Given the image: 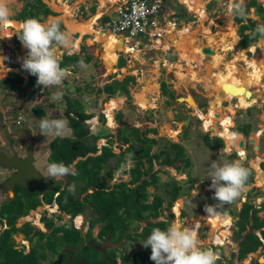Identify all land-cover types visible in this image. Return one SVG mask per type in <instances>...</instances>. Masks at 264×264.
I'll use <instances>...</instances> for the list:
<instances>
[{"label":"rangeland","instance_id":"rangeland-1","mask_svg":"<svg viewBox=\"0 0 264 264\" xmlns=\"http://www.w3.org/2000/svg\"><path fill=\"white\" fill-rule=\"evenodd\" d=\"M28 0H7L8 7L11 9V16L10 18H16L19 12L22 10L23 6ZM52 8L55 10L58 15H51L49 16L46 20L49 19H58L62 20L66 27V31H69V29L66 26V13L59 7L60 5L55 1V0H45ZM66 4H68L71 7V15L72 17L77 20V21H84V20H90L95 14H98L100 11H102V15L100 16L99 20L97 21V27H99L101 30L106 29L108 30L106 23L101 20V18L110 12L114 10L112 8V2L108 0H63ZM181 1V0H179ZM260 2L264 3V0H259ZM107 2V3H106ZM109 2V3H108ZM229 2V0H225V2L222 3H217L219 5V12H215V9L211 6H209V18L213 16L214 21H220L222 20L226 21L229 20L228 16L226 15L225 11L226 9L224 8L225 4ZM248 0H245V3H247ZM56 4V5H55ZM59 5V6H58ZM106 5V6H105ZM96 7V11H92V7ZM104 6V7H103ZM103 7V8H102ZM180 11H185V17L182 19L185 20L184 22H187L188 20H191L196 24L198 21L199 16L197 17V13L195 12H189L188 8L182 5L180 7ZM218 8V7H216ZM102 9V10H101ZM218 10V9H217ZM170 11V10H169ZM227 12V11H226ZM220 14H223L224 17L221 19L219 18ZM113 19L117 18L116 14H112ZM249 17L254 18L257 20L259 23L258 25H264V18L259 17L255 14V8H252L250 13L248 14ZM248 21H246L247 23ZM11 25H9V24ZM6 26H12L13 31L8 27L6 29V32H12V35L18 34L21 25L16 23V20H10ZM262 23V24H261ZM14 24V26L12 25ZM17 24V25H15ZM207 24V23H206ZM178 29H183L180 25H178ZM183 26V24H182ZM197 26V25H196ZM192 27V26H191ZM189 26L190 31L194 33L193 39L196 44H199L202 48L208 47V37L209 35L206 34L205 30H207L208 27L204 29V34L201 35L200 27L198 26L197 28L192 29ZM232 23L228 22L226 26H221L220 29L218 30H213L212 32L214 36L216 37L217 40H221L222 36L226 33L229 32L230 28H232ZM236 27V33L234 40L229 39V41L233 40L234 41V49L232 50L233 55L230 53L228 54L229 50L227 51L226 54V59L228 60H234L236 59L235 57L237 56V51H244L245 48H239V25H235ZM17 28V29H16ZM210 28V26H209ZM85 29H81L83 32ZM102 30V31H103ZM104 31V33L110 37L113 40V44L115 46L113 47H106V41L105 42H99L97 41L96 35L95 34H85L83 36V39H80L81 35L77 32L74 33L72 31V40H73V46L71 49H64L63 51H70V52H78L82 53V57L85 56V50L86 49L88 52H90L93 55V60L91 63H85L87 65V68H82L80 66V61L77 62L76 68L77 70L73 69L72 73H69L68 78L65 80L63 88L59 89L62 90L63 92L69 93V89H67L66 86L70 85L72 82L71 80L74 79L75 82H83L85 86L91 85V80L97 84H103L105 81H109L114 77V84L117 82L118 84L116 85L120 91L125 93L123 96V101L126 103L124 106L121 104L119 105L118 109H124L123 114L127 116L128 121L131 123L133 126H137L141 130H146L147 128H156L158 132L153 133V132H148L147 136L150 138H156L157 142L156 144L153 145L152 147V153L158 152L162 150L163 148H166L167 151L171 150V145L170 143H180L181 145L184 146L185 148V153L190 159V165L186 166L184 162L178 160L177 162L174 163L173 166H161L159 164H155L154 170H157L158 168L162 167L160 170V173L157 174V176L160 177V184L162 186L158 189L154 186H149L148 190L150 192V200L153 199L154 194H162L164 197H166V194L164 193V190H166L165 185L174 178L177 180L183 187H182V193L180 197L174 202V209L173 210L176 212L177 217L180 216L181 214V207L182 212L184 216H187L186 219H190L191 221H201V235H199V242L203 247H207L209 245H212L215 249H222L224 246H214L213 245V235L217 230H227V229H233L234 227H230V224L227 226H223L221 222L216 223L212 219V217L215 218V216H219L222 220H227L231 219V217H227L219 213L218 210H227V211H233L234 214H236V211H234V207L239 206L240 197L229 204H224L222 206H218L216 209V214L213 215H208L206 211H204L205 205H212L216 204L217 201L214 199V191L213 192H204L201 187H204L203 185L199 189V184L201 183H210L211 180L207 178V172L209 170V165L213 161H222V160H227L225 155L221 154L220 151H215L208 147L206 141L204 140V135L209 134L211 137H215L212 131H208L204 128V119L200 117V112L206 114L207 116L210 114V109L211 106H217V102L215 100H211L210 96V90L204 86V83L202 82L201 75L198 73H195L194 75L191 74L193 82H186L183 81L182 79L179 78L177 75L180 71L187 73V67L188 64L187 62L182 60L181 53L179 51V46L177 43L176 39L171 40L169 38L168 34V40L172 41L174 45L168 49V52H163L161 48L155 47L154 43L150 47H144V45L140 46L142 48H135L134 52L130 50L132 53L128 52H122L121 57L119 58V62L117 64V67H121L120 69L114 70L111 72V76H104L103 74H106V70L104 71V63L103 61L105 60L104 58H107V62L111 61L113 62L115 56L117 58V50H120L119 47H117L119 40L117 39V35L110 34L111 31ZM196 34V35H195ZM0 37L1 40L2 38L8 37L5 33V26L0 27ZM78 37V38H77ZM95 37V38H94ZM9 38V37H8ZM92 38V39H90ZM79 39V41H78ZM187 41L189 42V38H186ZM92 41V42H91ZM4 42V40H3ZM78 43V47H76V44ZM236 43V44H235ZM112 44V45H113ZM117 44V45H116ZM133 44V43H130ZM104 45V46H103ZM128 45V44H127ZM125 45V48L131 49V46ZM75 46V48H73ZM106 49H105V48ZM223 45L218 46L215 50H223ZM121 51V50H120ZM123 51V50H122ZM137 52V53H136ZM107 53H110V55H106ZM204 62H210L211 61V55L203 52ZM250 54L244 52V55H246L248 58L252 59L253 58V52H249ZM135 54V55H134ZM119 55V54H118ZM137 56V57H136ZM159 57V58H158ZM202 57V56H201ZM164 58L169 60V65H166ZM165 59V60H166ZM201 59V58H200ZM1 60V59H0ZM19 63L22 62L20 58L17 59ZM81 60V59H80ZM131 62V63H130ZM158 65V70L156 71L153 66ZM194 70H197L198 72L201 70V65L200 61H194ZM245 65L244 62H240L239 68H243ZM152 67V69H151ZM1 70H3L2 74H0V80L5 79L7 77L8 72L10 71L11 67H9V63H2V66L0 65ZM123 69H125L123 71ZM176 70V71H175ZM80 74V76L78 75ZM93 75V78L90 76ZM236 76V78H229L227 84L229 82H233L235 86H239L243 84L246 86L245 92L240 91L237 93L235 96L232 94H229L227 98L222 100V103L220 104V110H218L214 113V116L216 113L220 114V117L229 115L232 117L233 121L235 124L234 126H231V129L237 127V126H244L245 124H250L251 125V131L249 136L245 135V139L251 138L253 135H255L259 131L264 130V90L261 93H257L255 96L257 97L258 102H256L254 105H250L247 108H243L241 105V108H236L238 106V100L246 97L247 98V92L252 91L253 88H264V84L262 86L260 85H255V84H249V83H244L242 80L246 79L242 74L238 76L237 74H233ZM25 77L28 78L27 74H25ZM78 77V78H76ZM131 77V79H130ZM178 79V80H177ZM230 79V80H229ZM152 80H156L158 83V92L152 95L151 99L152 101L155 102V107L151 108H143L142 106L136 105L135 100L136 98V93L138 90L141 92L143 89L147 92V95H150V92L146 89L147 83L151 82ZM120 81V82H119ZM165 81L168 84V89L170 91H173L175 96L171 97L168 96L167 94H164L162 89L160 88L162 86V82ZM264 83V77L261 81ZM193 83V84H192ZM212 86H215L216 84L214 82L211 83ZM28 85L24 86L27 87ZM77 86V85H76ZM73 85L71 84V88L73 87V90L78 93V89H76ZM146 86V87H145ZM34 87H29L27 91H20V92H14L7 90L6 87L3 85H0V150H7L10 147V144H14L19 151H22L23 153L25 152L26 145L28 143L27 139L25 138L28 137L26 131L33 132V134L38 135L39 140L37 143V148H36V160H35V166L40 170L43 171L45 174L46 172V164L50 163V155H51V146L50 143L55 139L56 137H45L41 134H39V127H38V121L41 118H36V116L33 114L31 111V104L32 105V110L35 106H37L39 103H53V106L50 108L44 107L46 110L45 117L48 118H63L66 119L68 122L69 120L67 119V115L65 112V106L64 102L62 104H58L57 102H53L51 100V95L58 89L56 87H52L49 89H44L43 86L42 88L38 91V93L35 96H32L30 93L33 91ZM102 88V87H101ZM93 91V88H89L87 93H91ZM117 93V92H116ZM81 96H84V93H79ZM187 94L192 95L193 101L201 106V108H197L198 106H195V108L192 110L189 108L190 105H187L180 97L186 96ZM104 95V94H102ZM101 100L103 97H101ZM146 95V94H145ZM65 96V95H64ZM128 98V99H127ZM100 100V101H101ZM106 100V99H105ZM96 107L97 110H100L102 108H106L107 104L100 103ZM248 102V101H247ZM244 103L246 104V101L244 100ZM74 105L77 107L78 104L74 102ZM54 106H58L59 111L57 112L56 110L53 109ZM122 106V107H121ZM233 107L236 108L234 110H230L228 107ZM142 107V108H141ZM84 107H77V110H80L81 113H84ZM117 110V109H116ZM191 110V111H189ZM106 111H108L106 109ZM219 111V112H218ZM192 112L194 114L193 119L190 122V127L187 128L183 126V121L187 117L188 113ZM110 115V112H108ZM126 113V114H125ZM132 113V114H131ZM137 113L138 117H134L133 114ZM129 114V116L127 115ZM114 114H111V126H113V121H114ZM121 115V114H120ZM24 118L26 117V121L20 120V117ZM88 117V115H86ZM143 118L145 121H147L144 125L141 124L139 118ZM216 117V116H215ZM223 119V118H222ZM174 121V122H173ZM222 128L226 126L224 123V120L221 122ZM118 126V124H117ZM70 127V123H69ZM117 128V127H115ZM234 131V130H233ZM110 135V134H107ZM124 135H130V128H126L124 131ZM220 136V135H218ZM74 137L72 133V129L70 127V132L68 135L65 137L67 138H72ZM116 137V134H115ZM255 137V136H254ZM122 139V138H121ZM102 142V140L100 141ZM240 142V141H239ZM98 143V141H97ZM259 144L261 146V149H255V145L257 146ZM115 148V152L118 154L120 153L121 149L119 148L120 145H118L117 142L112 144ZM221 149H226V148H221ZM246 150L248 151V156L250 161L245 162L244 161V166L249 168L248 163L251 162V164L254 166V160L259 156L264 158V132H262L259 136V140H256V142H248L246 145ZM220 152V154H219ZM227 152H231V150ZM247 152H245L244 155H246ZM242 155V154H240ZM243 155V156H244ZM127 163L123 165L121 168L122 170H115L112 178L109 179V175L107 173V170H114L115 168V163L116 161L114 159H111L104 170L102 172V177L105 179L106 183L110 184H116L119 182H123L126 180V182H129L131 179V173L130 168L134 166L136 159L132 156L131 153H128L127 155ZM166 157V154H163V159ZM233 159H237V154L234 156V158H231L230 161ZM77 162V160L75 161ZM74 162V163H75ZM264 163V161H262ZM148 165L146 161V166ZM258 170H257V185H263L264 184V170H260V161L258 162ZM255 167V166H254ZM152 170V172H154ZM8 171H6L4 168L0 167V180L4 179L7 176ZM187 173V175H186ZM256 178V177H255ZM194 181V184L192 186L191 181ZM68 181V180H66ZM203 181V182H201ZM70 184L68 186L69 189L72 190V186L74 185L72 181H69ZM83 182H78L76 186H80ZM75 187V185H74ZM264 189V186H262ZM263 189H261L262 192ZM197 193V195H196ZM206 193V194H205ZM205 194V195H204ZM86 193L81 194L80 196L83 197L85 196ZM14 197V193L11 192L8 195L0 191V209L1 206L4 204V202H8L9 199ZM244 197V195H243ZM149 200V201H150ZM165 205H168L167 202H165ZM45 206H38L36 209L31 210L29 212V216L25 217H20L18 219V226H22L25 223H30L33 226L38 227L35 223H39V214L44 212ZM232 209V210H231ZM204 211L202 216L199 218V215ZM261 216H264V211H260ZM61 214L60 212L53 213V219L55 222V225H62V224H67L68 226H71L74 224V220L70 219V216H67L66 214H61L62 218L58 217V215ZM46 216V215H43ZM99 216L98 213H94L93 215L89 214H84V217L86 220H88V223L91 220H97V217ZM170 216L169 211H165L164 215L158 218V220H164L167 219ZM52 217V216H48ZM185 219V220H186ZM196 219V220H195ZM37 220V221H36ZM177 220L175 217L173 219ZM172 221V222H173ZM78 224L80 222L77 220ZM140 224V229L139 232L142 231V229L147 225V221L145 222H133L132 223V231L136 229V225ZM42 225H44L42 223ZM89 224L85 227L89 228ZM102 226L101 223H96L93 229V234L97 235L98 231L100 230V227ZM234 226V225H233ZM251 225L249 226V228ZM6 228L5 224L3 221L0 220V234L3 232V230ZM44 228V226H42ZM200 229V230H201ZM86 230H88L86 228ZM44 231H49L47 228ZM85 231V230H84ZM237 231V230H236ZM61 234V233H60ZM236 235V234H235ZM117 239L119 237V233H117ZM16 243L18 245V248H22L23 246L25 247V251L28 252L33 244L35 242H32L28 239H26L25 235L22 233H18L14 236ZM232 238V240H231ZM230 240L232 243L229 245L232 250H238L239 247V242L235 240L234 233L232 234ZM128 244H127V242ZM205 241V243L203 242ZM43 242H46L45 240ZM143 238L141 236H135L133 234V237L131 238H124L122 241L119 243L116 242H108V247H116L117 248V253H118V262L123 264L121 261V254H123L124 251H142L145 250V247L143 246ZM229 242V240H228ZM26 244V245H25ZM45 250L51 254L49 246L47 245ZM64 250V249H63ZM77 250V248H72V249H66V252L70 255V260L67 261L66 264H77V258L74 257V253ZM57 251V250H56ZM55 251V252H56ZM103 255V254H102ZM255 255V257H258V261H264V250L262 251H257L255 254L250 255L249 259L251 260V257ZM98 259H103L102 256L99 258V254L96 255ZM75 258V259H73ZM105 259V257H104ZM249 259H243V260H237L233 261L232 264H249L251 261ZM1 260V258H0ZM255 260V259H253ZM60 261V258H56V256H53L52 254L42 262V264H58ZM247 261V262H246ZM256 261V260H255Z\"/></svg>","mask_w":264,"mask_h":264},{"label":"trees","instance_id":"trees-1","mask_svg":"<svg viewBox=\"0 0 264 264\" xmlns=\"http://www.w3.org/2000/svg\"><path fill=\"white\" fill-rule=\"evenodd\" d=\"M252 8H255L257 15L264 18V4L262 2L259 0H248L246 3L248 14ZM91 9L93 12L96 11L95 6ZM51 15H58V13L45 1L28 0L17 15L16 19L25 21L28 18H37L44 21ZM109 19V15H105L101 18L104 23L109 21ZM60 21L61 30L66 31L64 23L62 20ZM235 21L239 24L238 32L241 37L239 48L243 49L251 46L252 43L258 39L259 33L256 30L251 29L246 21L254 25H258L259 22L251 17H248L246 20L241 19L240 17H235ZM15 42L17 47L21 43L18 35L15 36ZM81 60L88 63L93 60V55L87 53L86 57ZM81 60L78 58L77 54L65 53L63 58H60L61 67L66 68L69 66H75L77 62ZM104 66L107 69V66ZM22 72L27 73L23 69ZM36 80V76L30 75V80L27 84L28 86L23 87L24 76L21 72L10 71L5 79L0 80V85H3L7 90L14 92H20L22 90L27 91L29 87L34 86L35 88L30 94L35 96L38 90L42 88V86L36 85ZM105 87L107 92H114L117 90V86L105 85ZM77 89L80 91V88ZM161 89L164 94L171 97L175 96L174 92L168 89V84L165 81L162 82ZM101 91L102 89L99 90V92ZM71 92L75 93L74 90ZM74 102L80 105L77 99L67 97L66 114L74 137L67 139L56 137L51 141L50 162H63L65 165L74 164L77 175H69V177L76 184L78 182L83 183L80 186H77L74 190H69L68 188L63 189L60 186L52 193L44 195V200L51 202L54 199L55 194L60 192L56 200L59 209L62 212L71 214L72 217H75L78 214H86L87 209H90L91 215L98 213L99 218L97 217V220L93 219L90 221L91 229L90 232L86 234V241L87 238L90 240H96L92 237V229L99 221L103 223L100 236L104 237L103 235L112 233V237L114 238L117 236V233L121 236L126 229L131 227L133 222L145 220L147 221V225L142 229V232L139 233V236L146 241L153 228L160 227L163 229L171 223L175 216L172 212V207L174 202L180 197L183 187L177 180L172 179L165 185L166 190H164V193L166 194V197L162 194H154L153 200L149 201L150 193L148 187L154 186L159 189L162 186L159 181L160 177L157 176L160 170H154L155 163L159 165H174L175 162L180 160L184 162L186 166H189L190 159L185 153L184 146L180 143H170L172 147L170 151L163 148L158 152L152 153V147L156 144L157 139L148 137L147 133L153 132L156 134V132H158L157 129L147 128L145 131H141L140 128L129 127L130 135H124V138L127 142L131 143L130 147L124 149L122 153L117 154L111 147L105 146L102 153L97 154L99 149L95 141L100 138L101 135L92 134L91 131L87 129L85 123L70 115L72 112L77 111L78 106L76 107ZM33 111L39 118L46 114L44 107L40 105L35 106ZM81 114L85 118H91L93 116V114H89L88 117L85 113ZM233 130L237 133H243L249 136L251 125L245 124L241 127L237 126ZM203 137L207 145L213 150H218L224 147V141L221 137H211L209 134H205ZM133 149H142V152L139 156H136ZM93 153L95 155H93ZM126 153H132V156L136 159L134 166L130 169L132 179L129 182L123 181L116 184H110L109 182L106 183L105 179L102 177V172L106 169L109 161L111 159L116 161L114 170H107L109 179H111L114 171L120 169L122 164L126 163ZM163 154H166L164 159L162 158ZM233 156H236V152L233 153ZM79 157L83 158L74 163ZM146 161L148 163L147 166ZM152 170H154V172H152ZM191 183L193 186L194 181H191ZM91 188L96 189L93 193H89L84 198H80L77 195ZM17 192V195L8 202H5L0 209V220L4 221V219H6L8 224V227L0 234V264H42V262L51 254L56 256L59 255L64 248L79 247L81 245L83 246L81 253L86 257L90 264H118L115 252L109 254L110 258L106 260L98 259L96 255L99 254V252L85 242L82 231L73 225H71V227H68L66 224L57 226L55 225L53 218L44 216L42 220L45 223L46 228L51 230V232H45L30 223L18 226V219L21 216L27 215L32 209H36L40 206L42 204V198L40 197L38 188L27 189L25 187H20ZM166 201H168L167 206H165ZM165 210L170 212V216L166 220H158L160 216L164 215ZM220 211L228 213L226 210ZM258 211V209L254 208L253 204H245L244 208L239 213L240 219L237 221L238 229L235 231L237 238L242 237L243 232L248 230L251 222V226L254 227V229L264 227V218L262 219L258 215ZM227 215L225 216L231 217L229 214ZM59 217L62 218L61 215ZM212 219H214V217H212ZM222 224L223 226L228 225V223L224 221ZM139 226L140 224L136 227ZM136 229H140V227ZM261 231L264 238V229ZM18 233L25 234L29 240L35 242V244L32 245L30 252L25 253L23 250L16 248L17 243L14 236ZM245 237L246 238L240 242L239 257L241 259L263 244V241L258 234H256V230L251 232L247 231ZM118 239L120 238L118 237ZM44 240L46 242H43ZM47 245L49 246L51 254L45 250ZM151 251L150 246L145 248V252L148 254L147 257H149L150 261H147L146 258H144L145 261L140 264H155V262L150 259ZM122 259L124 262L129 263L136 261L130 260L129 252H126L125 255L122 256ZM61 264H64V262ZM216 264L228 263L219 259L216 261ZM254 264L260 263L256 262Z\"/></svg>","mask_w":264,"mask_h":264},{"label":"clouds","instance_id":"clouds-1","mask_svg":"<svg viewBox=\"0 0 264 264\" xmlns=\"http://www.w3.org/2000/svg\"><path fill=\"white\" fill-rule=\"evenodd\" d=\"M226 15L230 18L231 17H240L241 19L246 20L248 18V13H247V9H246L245 0H229ZM10 16H11V9L8 7L7 0H0V27H3L5 24H7L10 21ZM11 19L18 20L16 18H11ZM20 29H21V31L19 30L20 32H18V34H16V35H18V38L21 41L23 47H25L28 50L27 55L22 60V65H21L22 69L24 71H26L27 73H29L30 75L37 77V80H36L37 86H43L44 89L56 87L58 90L55 91L54 93H52L51 100L53 102L62 101L63 96H64V92L62 90H59V89L63 88L64 82L69 76V70L65 67H61L60 58H59L57 52H58V47L65 48V49H71L72 48L73 40H72L71 33L69 31H62L61 30V21L58 19H49L47 21H41L40 19H37V18H28L23 22ZM64 52L65 51L62 50L60 53L62 54ZM122 52H124V51H122ZM79 63H80V66L82 68H87V65L84 64L83 60H81ZM119 68H121V67H119ZM7 76H8V74H7ZM33 90H34V88H33ZM97 90L99 92V87L97 88ZM70 93H72V92L70 91ZM75 94L78 95L77 92H75ZM105 99H106V97L103 98L100 101V103L101 102L103 103V100H105ZM106 102H107V99L105 100V103ZM38 105H40V104H38ZM40 106H42V105H40ZM30 109L32 110V107ZM103 109H106V108H103ZM102 110L101 111L100 110L93 111V112L90 111V113H85L87 115L93 114L92 117H94L95 115H101V117H99V119H98L100 123L96 124L94 128H91L90 127L91 124L89 122H87V120L91 119L92 117L91 118H85L84 117L85 122H83V123H85L87 129H89L92 134H100L101 135L100 138L96 139V140H98V143L95 141L99 150L105 146H109L114 150L115 147L111 143L107 144L105 142L103 135L101 133L97 132L99 130V128H102L105 126H109V130L106 133H109L110 129H111V126H110L111 123L107 120L105 113ZM113 110L115 111L116 109H113ZM113 110H112V112H114ZM75 112H79V111H75ZM75 112H72L70 115L76 117L74 115ZM33 113L36 116V118L39 119V117L35 114L34 111H33ZM40 118L41 119L38 121V127L40 130L39 134H41L47 138L48 137H57V138L63 139L70 132L69 122L66 119L48 118V117H45V115L43 117H40ZM67 119H68V116H67ZM24 121H26V117H24ZM129 127L130 128H132V127L138 128L137 126H133V125H130ZM232 130H233V128H232ZM141 131H145V130H141ZM208 131L210 132V129H208ZM31 133L33 134V132H31ZM106 133H103V134H106ZM121 137L124 138V132L121 135ZM215 137H221L222 138V136H215ZM25 138L28 141V143H27V145H28L30 143L29 137L25 136ZM38 140H39V137H38ZM101 140H102V142H100ZM117 140H120L123 143H126V141H127L126 139L123 140L121 138H117ZM132 140H134V139H132ZM246 144H247V142H246ZM27 145L25 148V152L23 154H21L19 152L18 148L14 144H10L11 147L5 151L8 152L9 154H12V149H15V150H17V152L21 156H24L27 152ZM36 148H37V145H36ZM224 148H225V146H224ZM114 152H115V150H114ZM122 152H123V150L120 153H122ZM231 152H236L237 156L240 159L232 160V161L225 159V160H222L219 162L213 161L209 165V170L207 172V178L210 179L211 182L210 183H201L200 185L201 186L203 185L204 187L199 186V189L202 188V190H204V192H206V193L214 191V199L217 201L216 204L205 205L204 211H206L208 213V215L216 214V209L218 206H222L224 204L232 203L240 197V200H242L241 202L243 203V208H244L246 203H251V204H253L254 208L259 210L258 211V213H259L264 208V206H263L264 192L261 191V189H263L262 186H264V184L263 185H257V187H253V189H255V190L259 189L258 191H256V194L259 196V198L262 199V201H260L259 205H256L257 200H255V203H254V200L253 201L251 200L252 197L249 194H247V192L249 191V189L247 191V180H248V176H249V169L247 167H245L243 164L244 161L241 158V156H243V155H240L237 150H233ZM120 153H118V154H120ZM127 154L128 153H126V155ZM221 154L226 155L227 149H222ZM93 155H95V154L93 153ZM247 156H248V153H247ZM79 158L81 159V157H79ZM79 158L77 159V161L79 160ZM35 160H36V156H35ZM247 161H250L249 156L245 162H247ZM126 163H127V161H126ZM126 163H124V164H126ZM124 164H122V166L120 167L119 170H122L121 168L123 167ZM155 164H157V163H155ZM161 166H164V165H161ZM167 166H173V165H167ZM260 166H261V164H260ZM161 168L162 167L158 168L157 170H160ZM4 169L6 170L8 168H4ZM8 170H11V169H8ZM8 170H6V171H8ZM260 170H264V164H263L262 168L260 167ZM46 172H47V178H52L56 181H60L62 178L69 176V175H71V176L77 175V171H76L74 164L65 165L63 162L47 163L46 164ZM254 174H257L256 170H255V173H253V175ZM186 175H187V173H186ZM253 175H251L250 178H252ZM172 179H174V178H172ZM256 179L258 180L257 176H256ZM1 181L2 180H0V182ZM124 181H126V180H124ZM4 182H1V184ZM201 182H203V181H201ZM0 189L4 190V185H0ZM72 190H74V185L72 186ZM4 191H6V190H4ZM263 191H264V189H263ZM6 192L9 193L8 191H6ZM245 192H246V195L243 197V194ZM58 195H59V192L55 194L54 199L51 202H47L43 198L44 195L40 194V197L42 198V204L40 206H45L43 213L49 212V209H48V207H46V205H50V208L53 207L52 208L53 210H51L49 212V215H46V217H48V216L53 217V213H56L59 211L61 214H66L67 216H70V219L74 220V224H72V225L78 229L85 222L88 223V220H86V218L84 217V214H78L75 217H72L71 214H67V213L62 212L59 209V205H58V202L56 200ZM196 195H197V193H196ZM153 198H154V196H153ZM149 200H150V197H149ZM152 200H150V201H152ZM166 202H168V201H166ZM174 205L172 207L173 209H174ZM165 206H167V205H165ZM182 209L183 208L181 207V213L183 214ZM32 210H34V209H32ZM165 211H167V210H165ZM204 211L199 215V218L202 216ZM218 211L222 215L229 214V212L224 213L223 211H220V210H218ZM173 213L175 215L174 218L176 217L177 220H174V221L172 220L173 222L171 221V223L168 224V226L166 228H163V229L160 227L153 228L150 235L147 237L146 241L143 242V246L145 248H147L149 246L151 247L152 251H151L150 259L153 260L155 262V264H216L217 260H219V259L222 260V258H220L222 255H221V252L218 248L215 249L212 245H209L207 247H203V244L202 245L200 244L197 234L201 235V232L203 229L199 230L198 233H196L194 230H192L188 227H183L182 226L183 224L179 221V217H177V214L175 213L174 210H173ZM80 215L83 216L81 219H79ZM25 216H29V213L27 215H24L21 217H25ZM43 217L44 216H42L39 221L42 222ZM186 217L187 216H184V219H186ZM231 217L233 219V222L230 225V227H233V225L235 224V219H236L234 216V213H232ZM48 218H50V217H48ZM77 220L80 222V224H78ZM164 220H166V219H164ZM3 222H4V224L6 223L5 220ZM185 222H186V220H185ZM42 223H44V222H42ZM88 224L90 225L91 223L89 222ZM258 231H260V230H258ZM256 234H257V230H256ZM215 243L216 242L214 241L213 242L214 246H218V245L224 246L223 244H217V243L215 244Z\"/></svg>","mask_w":264,"mask_h":264},{"label":"bare ground","instance_id":"bare-ground-1","mask_svg":"<svg viewBox=\"0 0 264 264\" xmlns=\"http://www.w3.org/2000/svg\"><path fill=\"white\" fill-rule=\"evenodd\" d=\"M55 1H57V0H55ZM182 1L185 4H187L188 8L192 12L198 13V16H200L202 22L209 19V15L206 13V11H207L206 10V5H207L206 0H182ZM57 3L60 5V6L59 5L58 6L64 11V13H66V15H65L66 26L69 29V31H72L74 33L78 32L79 34L81 33L80 39H82L83 36L87 33L95 34L96 38L99 42L106 41L107 46H112L111 43H109L110 41L108 39L110 37H108L104 33V31H102L99 27H97V21L96 20H99L100 16L102 15V11H100L98 14H95L93 17L96 19L92 18V20L90 22L87 20L77 21L73 18L74 16L72 17V15H71L72 9L68 4H66L63 0H58L56 2V4ZM16 23H18V22L16 21ZM15 25H17V24H15ZM81 29H85V30L82 32ZM178 31H179L178 33L176 31H174V32L171 31L172 32L171 38L176 39L177 42H180L179 51L181 53L182 60L187 62L188 67H187V73L180 71L177 75L183 81H186V82L191 81V82L195 83L191 74H193V75L195 73L200 74L205 88L207 87L208 90H210L211 100H215L217 102V106H214V105L211 106L210 114L208 116L206 114H203L200 112V117L204 119V125H203L204 128L206 130L212 129L214 134L220 135V136L226 138L227 143H228L226 149H228V151L229 150H231V151L237 150L239 152V154L244 155L245 152H247V151L243 148H239L238 142L242 139L245 140V137L241 133H237L236 131H233L231 129V126H234L233 124H235L232 117L229 115H226L223 117H215L216 115L214 116V113L218 110V108L220 110V104L222 103V100L225 99L229 94H232L233 96H235L237 94V93H234L233 91H235L237 89L241 90V91L244 90V92L246 91L245 90L246 86H244L243 84H241L239 86H235V84L233 82H229L227 84L228 77L230 79L236 78V76L233 74H237L238 76H240V74H242L244 77H246V79L242 80L244 83L255 84V85H260V86H262L264 84L261 82L263 77H264V44H261L260 47H257L256 45L252 44L249 47L250 52H253V58L252 59H250L246 55H244V52L246 51V49H245L244 51H242V50L237 51V56L235 57L236 59L228 60V59H226L227 51L228 50H235L234 49L235 48L234 47V41H233L234 37H235V33H236L235 28H230L229 32H226L222 36L221 40L220 39L217 40L216 37L214 36L213 32L211 31V29L207 28V30H205L206 34L209 35V37L207 38L208 39L207 46L209 48H212L213 50H215L216 48H218V46H221V45H223L224 48H223L222 52H221V50H215V53L211 54V61L210 62H204V60L206 59V58H204L205 54L203 53L201 46L198 44H195L193 42L194 33L192 31H190L189 27L179 29ZM111 33L113 35H115L114 32H111ZM186 38H189L190 41L188 42ZM229 39H233V40L229 41ZM78 41H79V39H78ZM125 42H126L125 37L121 36L119 38L120 48H122V49L125 48ZM76 47H78V43L76 44ZM119 52H120V50H117L116 53H119ZM132 52H134V50H132ZM194 61H200L201 70L199 72L197 70H194V65H193ZM240 62L245 63V65L242 69L239 68ZM153 68L157 71L158 65L155 67L153 66ZM151 69H152V67H151ZM124 70L125 69H123V71ZM212 82H214L217 85L212 86L211 85ZM147 84H148L147 87L146 86L145 87L150 92V95H147V92L144 89L142 92L140 90H138L136 93V98H137L136 102L139 106H142L143 108L144 107L145 108L155 107L154 101H152L151 96L158 92V88H159L158 83L156 82V80L155 81L152 80L151 82H149ZM196 84L197 83H195V85ZM227 87L230 88L231 90L226 91ZM262 89H264V88H259V89L253 88V90H252L254 93L253 96H252V94H251V96H249V94H247V98L244 97V98L239 100V102H241V103L236 108H241V104H242L243 108H247L250 105L251 106L254 105L256 102H258L257 97L255 95L257 93L263 92ZM121 98H123V96L118 97V98H113L107 103L106 109H108V112H110L112 114L113 109H118L119 105L121 104L119 102L123 101V99H121ZM244 100L246 102L248 101V104H245ZM228 108L230 110L236 109V108H233L232 106L228 107ZM111 114H110V116H111ZM222 120H224V123L226 124V126L224 128H222V125H221ZM110 123H111V119H110ZM217 124H219V127ZM263 131L262 130L259 131L258 135L255 136L256 138L254 137V135L252 136L255 138L254 142H256V140H259V136ZM246 155H244V157H246ZM261 160H262V157L258 158L257 161L255 163H253L255 166L253 169L256 170V172H257L258 167H259L258 162ZM81 218H82V216L79 217V219H81ZM38 222H39L38 224L40 226H42V223H40L41 221L38 220ZM186 224H187L186 227H188V228L194 230L196 233H198V231L201 229L202 222L199 220L191 221L190 219H186ZM231 233H232L231 229L217 230L214 233H212L213 242L215 241L217 244L225 245L226 243H228V240H229V243H232V241L230 240V237L232 236ZM197 236H198V239L200 240L198 234H197Z\"/></svg>","mask_w":264,"mask_h":264},{"label":"crops","instance_id":"crops-1","mask_svg":"<svg viewBox=\"0 0 264 264\" xmlns=\"http://www.w3.org/2000/svg\"><path fill=\"white\" fill-rule=\"evenodd\" d=\"M207 1V5H206V13L209 15L210 13H209V6L211 7H213L214 9H215V12L214 13H216V12H219V5H217V3H215L213 0H206ZM228 4H229V2H227L226 4H225V6H224V8L226 9V11H227V7H228ZM264 4V3H263ZM182 5H184L185 7H187L188 8V6H187V4H185L182 0L181 1H179V0H166V9H165V16H166V18H167V20H172V19H174V18H177V20H178V25H180L181 27H183V28H186V27H191L192 29H194V28H197L198 26L200 27V31H201V35H203L204 33V29L206 28V27H208L209 28V26H210V29H211V31H212V29L213 30H218V29H220V27L221 26H226V24H228V22H231L232 23V28H235V31H236V27H235V25H239L238 23H236V21H235V17H228V19L229 20H222L221 22H223V23H220V21H214V18H213V16L212 17H210L208 20H206V21H201V18H198V22L196 23V24H194V22H192L191 20H188L187 22H184L185 20H183L182 18L183 17H185V11H180V7H182ZM216 7H218V8H216ZM53 9V8H52ZM189 9V8H188ZM218 9V10H217ZM170 10V11H169ZM189 12H192L190 9L188 10ZM226 11H225V13H226ZM193 13V12H192ZM196 13V12H195ZM255 14L257 15V13L255 12ZM257 16H259V15H257ZM197 17H198V13H197ZM200 17V16H199ZM222 17H224L223 16V14H220V16H219V18H217L218 20L219 19H221ZM249 17V16H248ZM259 17H261V16H259ZM93 19H96V18H94V17H92ZM10 20H15V19H11L10 18ZM92 19H90V20H87V21H91ZM166 20V19H165ZM207 23V24H206ZM9 24V23H8ZM182 24H183V26H182ZM262 24V23H261ZM264 24V23H263ZM9 25H11V24H9ZM12 25H14V24H12ZM197 25V26H196ZM5 26V33H6V29L9 27L10 29H11V31H13V27L12 26H6V25H4ZM172 28V29H171ZM179 28V26H177V27H174V26H172V25H170V24H168L167 25V33H166V36H165V38L164 39H162L161 41H160V43H154V45H155V47H158V48H161L162 50H163V52L165 51V52H168L167 50L168 49H170V47L172 46V45H174L173 44V42L172 41H169L168 40V34H169V38H171V33L172 32H174V31H176L177 33L179 32L178 29ZM17 29V28H16ZM178 29V30H177ZM103 30V29H102ZM103 31H105V30H103ZM172 31V32H171ZM112 32V31H111ZM8 34H6V35H8V37H5V38H3L2 40H1V37H0V45H1V47H0V65L2 66V63H9V67H11V69H10V71H17V72H21L22 73V62L21 63H19L18 62V58H20L21 60H23L22 58H21V56H20V54L22 53V54H25V56L27 55V52H28V50L25 48V47H23V45H22V43H20V45L17 47V45H16V42H15V36L16 35H12V32L10 33V32H7ZM89 34H91V33H89ZM110 34H112V33H110ZM115 35H117L118 36V40H119V38L121 37V36H124L125 37V39H126V41L128 40L127 39V37L124 35V34H116L115 33ZM114 35V36H115ZM13 36V37H12ZM240 37V36H239ZM78 38V37H77ZM95 38V37H94ZM83 39V38H82ZM90 39H92V38H90ZM109 39V43H111V45L113 44L112 42H113V40H111V38H108ZM3 40H4V42H3ZM171 40H173L172 38H171ZM98 41V40H97ZM92 42V41H91ZM105 42V41H104ZM193 42H194V39H193ZM133 43V42H132ZM178 43V46L180 45V42H177ZM195 43V42H194ZM196 44V43H195ZM110 45V44H109ZM117 45V44H116ZM125 45H127L126 44V42H125ZM199 45V44H198ZM104 46V45H103ZM113 46H115L114 44L112 45V46H107L106 45V47H113ZM128 46V45H127ZM130 46V45H129ZM140 46H142V45H140ZM139 46V48H142V47H140ZM150 46H152V41H149L147 44H145L144 45V47L143 48H145V47H150ZM117 47H119V49L120 50H123L124 52H130V50L132 51V50H136L135 48H132L131 47V49H128V48H124V49H122V48H120V46H119V43H118V45H117ZM105 48V47H104ZM106 49V48H105ZM60 52V51H59ZM222 52V51H221ZM224 52V51H223ZM58 53V52H57ZM232 54L233 55V52H232V50H229V52H228V54ZM119 54V55H118ZM106 55H110V53H107ZM135 55V54H134ZM119 56H120V52L119 53H117V58H116V56L114 57V58H112V59H114L113 60V62H111V61H108L107 62V58H104L105 60L103 61V63H104V65H106L107 66V72L108 73H111V72H113L114 70H117L116 68L114 69V67H115V64L117 63V62H119ZM137 57V56H136ZM59 58H61V57H59ZM159 58V57H158ZM166 58H164V60L163 61H165V63H167L166 65H169L168 63H169V60H165ZM131 63V62H130ZM1 69V68H0ZM120 69V68H119ZM9 71V72H10ZM176 71V70H175ZM9 72H8V74H9ZM107 73V74H108ZM0 74H2V73H0ZM25 74H27V76H28V78L30 77V74L29 73H22V75L25 77ZM79 76H80V74H78ZM91 78H93V75H91L90 76ZM25 78H27V77H25ZM27 78V79H28ZM76 78H78V77H76ZM178 80V79H177ZM93 81V80H92ZM71 84H74V85H77V86H79L78 88H80V90H83L84 91V93H85V95L87 94V91L89 90V87H86L85 85H84V83L83 82H75L74 81V79L73 80H71ZM70 84V85H71ZM217 85V84H216ZM32 87H34V86H32ZM93 87H95V88H98V87H101L100 86V84H97V83H95V85L93 86ZM35 88V87H34ZM75 88H77V87H75ZM161 88V87H160ZM264 90V89H263ZM88 95V94H87ZM106 94H104L102 97L103 98H105L106 96H105ZM124 95H125V93H124ZM152 97V96H151ZM85 98H89V97H86L85 96ZM227 98V97H226ZM124 102L125 101H120V103H121V105L122 106H124ZM241 102H238V105L240 104ZM154 104H155V102H154ZM32 105L33 104H31V106L30 107H32ZM156 105V104H155ZM121 106V107H122ZM198 107L197 108H201V106H199V105H197ZM142 108V107H141ZM108 110V109H107ZM118 110H120V109H117L116 111H118ZM121 111H123L124 112V109H121ZM190 111V110H189ZM108 112V111H107ZM111 114V113H110ZM112 114H113V112H112ZM121 114V113H120ZM126 114V113H125ZM132 114V113H131ZM204 114V113H203ZM128 116H129V114H127ZM134 115V117H138V115H137V113H135V114H133ZM124 117H127V116H125V115H123ZM109 118H111V116L109 115ZM139 120H140V122H141V124L142 125H144L147 121H145L143 118H139ZM109 122H110V119H109ZM174 122V121H173ZM209 147V146H208ZM246 147V146H245ZM222 148H224V147H222ZM261 149V146L259 145V150ZM220 150H222L221 148L220 149H218V150H215V151H220ZM254 151H255V147H254ZM21 154H23V152L22 151H19ZM221 152V151H220ZM220 152H219V154H220ZM233 153L234 152H227V154L225 155L226 156V158H227V160H229L230 161V159L231 158H234V156H233ZM247 153H248V151H247ZM260 155V154H259ZM258 155V156H259ZM237 159H240L238 156H237ZM237 159H233V160H237ZM262 161H264V158L260 161V164L261 163H263ZM248 165L250 166V167H253L252 166V164H251V162H249L248 163ZM249 167V168H250ZM254 168V167H253ZM251 177V176H250ZM250 177H248V180H247V191H248V189H249V191L247 192V194H249L252 198H251V200L253 201L254 200V203H255V200H257V204L256 205H259V203H260V201H262V199L261 198H259V196L256 194V191H258L259 189H257V190H255V189H253V185H250V182H251V180H250ZM199 186H200V184H199ZM198 186V187H199ZM246 192L243 194L244 196L246 195ZM263 206H264V203H263ZM256 207V206H255ZM243 208V203L242 202H239V206H237V208H236V206L234 207V211H236V214H234V216H235V224H234V231H233V229H232V233H231V235L234 233V237H235V240L236 241H238L239 242V247H238V250H230L231 249V247L229 246V245H231L230 243H228V245H226V246H224V248H222V249H219L220 250V252H221V255L224 257V262L225 263H228V264H232V262L233 261H237V260H243V259H249L250 257V255H252V254H255V252H257V251H262V250H264V238H263V235H262V231L261 230H263L264 229V227H262V228H260V229H254V227H250V228H253V230L255 231V230H257V234H258V236L260 237V239L263 241V244L262 245H260L257 249H255L254 251H251V252H249L244 258H240L239 256H240V242L243 240V239H245L246 237H245V234L247 233V231L248 232H250V228L248 227V230L247 231H245V232H243V234H242V237L241 238H237L236 237V235H235V231L238 229V226H237V220L238 219H240V214H239V212L241 211V209ZM205 209V208H204ZM232 210V209H231ZM261 211H264V208H263V210H261ZM226 212H229V213H234L233 211H227L226 210ZM251 214H252V212H251ZM258 215L263 219L264 218V216H261V212H259L258 213ZM80 216H82V215H80ZM225 216V215H224ZM83 217V216H82ZM231 220H232V222H233V219L231 218ZM251 225H252V222H251ZM232 227V228H233ZM252 230V229H251ZM258 230H260V231H258ZM231 238V237H230ZM231 240H232V238H231ZM204 243H205V241H204ZM258 257H255V255H253L252 257H251V264H254V263H256V262H259L260 264H264V261H258V259H257ZM253 259H255V260H253ZM247 262V261H246ZM249 263V264H250Z\"/></svg>","mask_w":264,"mask_h":264},{"label":"flooded vegetation","instance_id":"flooded-vegetation-1","mask_svg":"<svg viewBox=\"0 0 264 264\" xmlns=\"http://www.w3.org/2000/svg\"><path fill=\"white\" fill-rule=\"evenodd\" d=\"M43 1H45V0H43ZM46 2V1H45ZM47 3V2H46ZM53 16V15H52ZM14 26V25H13ZM6 34H8L7 32H6ZM80 35H81V33H80ZM0 47H1V45H0ZM73 48H75V46L73 47ZM62 50H64V49H61L60 47H58V56L59 57H61V59L63 58V56H64V54L65 53H67V54H77V55H79V53L78 52H70V51H66L65 50V52L64 53H60ZM85 50V51H84ZM84 50H82V51H84L85 52V56L84 57H81L80 59H83V58H85L86 57V55H87V53H90V52H88L86 49H84ZM60 51V52H59ZM80 54H83V52L82 53H80ZM78 58H79V56H78ZM92 61V60H91ZM91 61L90 62H88V63H91ZM117 64L118 63H116L115 64V67H114V69L116 68V69H119V67H117ZM77 65V64H76ZM76 65L75 66H69V67H66L68 70H69V73H72L73 72V69L74 70H77V68H76ZM104 68H105V66H104ZM106 70V74H103L104 76H111V74L112 73H108L107 72V69L105 68L104 69V71ZM3 72V70H1L0 69V73H2ZM23 73V72H22ZM21 73V74H22ZM108 73V74H107ZM24 80H25V77H24ZM29 80H30V77L28 78V82H29ZM114 77L111 79V80H109V81H105V82H103V84H100V86L102 87H99V90L100 89H102V91L101 92H97L96 93V91H98L97 90V88H95V87H93L94 85H95V82H93L92 80H91V85H88V86H86V87H89V88H93V91L91 92V93H87L86 95H85V93H84V91L83 90H80V91H78V94L79 93H84V96H82L86 101H88V102H90L91 100H92V103H91V107L89 108V109H86L84 106H82L81 104L80 105H77L78 107L79 106H81V107H84L85 109H84V113H90V111L91 112H93V111H98L97 109H96V107L99 105V101L101 100V98H100V95H102V94H106L105 96H106V99H107V103L112 99V98H118L117 96H116V92H118L119 91V89H118V87H117V90L116 91H114V92H107V90H106V87H105V85H110V86H116L117 85V82H115V84H114ZM24 83V82H23ZM28 84V83H27ZM73 85V87L74 86H76V85H74V84H72ZM24 87V86H23ZM67 87V89H69V91H72L73 90V87L71 88V85H68V86H66ZM77 88L79 87V86H76ZM76 88V89H77ZM39 91V90H38ZM38 93V92H37ZM64 95L65 96H63V99H62V101H60V102H57V105L58 104H62V102H64V106H65V112L67 113V97H72V98H75L76 99V94L75 93H66L65 94V92H64ZM85 96L86 97H89L88 99L87 98H85ZM103 96V95H102ZM128 99V98H127ZM105 102V100H103V103ZM122 102V101H121ZM238 102H239V100H238ZM120 103V102H119ZM126 102H124V104H125ZM40 105H42V106H44V107H46V108H50V107H52L53 106V103H39ZM244 104V103H243ZM246 104H248V102H246ZM242 105V104H241ZM53 109L54 110H56L57 112L59 111V108H58V106H54L53 107ZM103 109V108H102ZM102 109H100V111L102 110ZM32 111V110H31ZM46 111V110H45ZM77 111H79V112H81L80 110H77ZM33 112V111H32ZM120 113H121V115H120ZM34 114V113H33ZM113 116H114V121H113V126H111V124H110V126H111V129H110V132L109 133H106V134H102L103 135V137H104V139H105V142L107 143V144H109V143H111V144H113V143H115V142H117L118 143V145H120L119 146V148L121 149V151L122 150H124V149H126L127 147H130L131 146V144L129 143V142H127L126 141V143H123L122 141H120V140H117V138H122L123 140H125V138H123V137H121V135L123 134V132L126 130V128L128 127L129 128V126L131 125V123L128 121V118L127 117H124L123 115V111H121V110H118V111H114L113 112ZM69 120V119H68ZM117 124H118V126H117ZM115 127H117V128H115ZM264 132V131H263ZM258 133L259 132H257L254 136H256V135H258ZM107 134H110V135H107ZM115 134H116V137H115ZM34 136H36V137H38V135H35L34 134ZM256 138V137H255ZM98 140H96V142H97ZM239 143V142H238ZM247 145V144H246ZM257 145H259V144H257ZM11 147V146H10ZM9 147V148H10ZM103 148L104 147H102L99 151H98V153L97 154H101L102 153V151H103ZM243 149H245V148H243ZM134 150V153H135V155L136 156H139L140 155V153L142 152V149H140V150H137V149H133ZM246 150V149H245ZM120 151V152H121ZM247 151V150H246ZM132 154V153H131ZM261 156H258L255 160H254V163L257 161V159L258 158H260ZM75 162V161H74ZM78 162V161H77ZM76 163V162H75ZM263 164L264 163H261V168L263 167ZM6 170H8V169H6ZM15 170L16 169H11V170H8V173H7V176L4 178V179H2V181L1 182H4V181H6V180H8L9 179V177L15 172ZM44 175H47V173L45 174L43 171H41ZM104 172V171H103ZM130 172V171H129ZM159 173V172H158ZM264 173V172H263ZM264 175V174H263ZM256 177V174H254L253 176H252V178H250V180H251V182H250V185H253L254 187H257V179L255 178ZM62 179H64L65 180V184H63L61 187L64 189V188H68V186H69V184H70V182L69 181H72V183L75 185V187H74V189L77 187L76 186V183L69 177V176H66V177H64V178H62ZM66 180H68V181H66ZM1 182H0V185H1ZM120 183V182H119ZM21 186L20 185H16V187H15V192H14V197L17 195V191H19V188H20ZM69 189V188H68ZM96 188H91V189H89V190H86V191H83V193H81V194H84V193H86V195H88L89 193H93L94 192V190H95ZM69 190H71V189H69ZM0 191H3L6 195H8L9 196V193H7L6 191H4V190H1L0 189ZM19 193H21V192H19ZM39 193H40V191H39ZM60 193V192H59ZM81 194H77L80 198H84L85 196H83V197H81L80 195ZM13 198V197H12ZM59 212V211H58ZM86 214H89V215H91V211H90V209H87V211H86ZM60 216V214L58 215V217ZM54 217V216H53ZM52 217V218H53ZM98 218H99V216H98ZM5 221H6V219H4ZM214 221H216V223H218V222H221V223H223V221L224 222H227L228 224H232V220L231 219H229V220H222L219 216H215V218L213 219ZM146 221V220H145ZM145 221H140V222H145ZM218 221V222H217ZM43 222V221H42ZM42 222H40V223H42ZM136 222H138V221H136ZM139 222V223H140ZM98 223H101L102 224V226L100 227V230L98 231V233H97V235H94L93 234V229H94V227H93V229H92V237L93 238H95L96 240H90V239H88L87 238V241H86V234H88L89 232H90V226H89V228L88 227H85V225L87 226L88 225V223L87 222H85L84 224H82L81 226H80V230L82 231V233H83V236H84V239H85V242L87 243V244H89V242L90 241H94V242H96V243H99V244H101V246H103V248H104V252H101V251H98V250H96V251H98L99 252V258L102 256V258L104 259V257H105V260L106 259H108V258H110V256H109V254H111V253H113V252H115V254L117 255V263L118 264H120L119 262H118V253H117V248L116 247H110V248H107L108 247V242H116V243H119L120 241H122L125 237L126 238H131V237H133V234L135 235V236H139V233H141L142 231H140L139 232V229H135L134 231H132V224H131V227L130 228H128V229H126L125 231H124V233L121 235V236H119V238L120 239H117V237H112V233H110V234H108V235H103L104 237H101L100 236V232L102 231V227H103V223L102 222H98ZM6 225H7V227H8V224H7V222L5 223ZM36 225L38 224V223H35ZM44 225H42V226H44V228H42V226H40L39 224V226L38 227H36V228H39V229H41V230H46V226H45V223H43ZM138 225V224H137ZM136 225V226H137ZM58 226V225H57ZM135 226V227H136ZM225 226H227V225H225ZM69 227H71V226H69ZM140 227V226H139ZM139 227H136V228H139ZM86 228L88 229V230H86ZM6 229V228H5ZM85 230V231H84ZM223 230V229H222ZM45 232H51V230H49V231H45ZM23 234V233H22ZM25 235V234H24ZM26 237V236H25ZM26 239H28L27 237H26ZM29 240V239H28ZM31 241V240H30ZM33 242V241H32ZM127 242V241H126ZM229 243V242H228ZM127 244H128V242H127ZM26 245V244H25ZM16 248H18V245L16 246ZM25 247L23 246L22 248H18V249H20V250H23L25 253H28V252H30L31 251V248H32V246H31V248H30V250L28 251V252H26L25 251V249H24ZM72 248H77V250L75 251V253H74V257L75 258H77L76 260H77V264H90L88 261H87V259H86V257L81 253V250H82V248H83V246L81 245V246H79V247H69V248H64V250L62 249V251L59 253V255H56V258H60V261H59V263L58 264H61V263H63L64 262V264H66L67 263V261H69L70 260V255L66 252V249H72ZM126 252H128V251H124L123 252V254H121V256H123V255H125V253ZM103 255H102V254ZM129 253H130V260H136L135 262H124L123 261V259H122V257H121V261L123 262V264H140V263H142L143 261H145L144 260V258H146V260L147 261H150L149 260V257H147L148 256V254L145 252V250H142V251H139V250H137V251H129ZM150 254V253H149ZM75 258H73V259H75ZM220 258H222V260H224V257L223 256H221ZM71 261V260H70ZM252 263V262H251ZM250 263V264H251ZM122 264V263H121Z\"/></svg>","mask_w":264,"mask_h":264},{"label":"water","instance_id":"water-1","mask_svg":"<svg viewBox=\"0 0 264 264\" xmlns=\"http://www.w3.org/2000/svg\"><path fill=\"white\" fill-rule=\"evenodd\" d=\"M213 1L215 3H222V4L225 2V0H213ZM16 21L20 25H22V23L24 22L21 19H18ZM247 24L251 29L256 30L259 33L258 39L256 41H254L252 44L256 45L257 47H260L261 44H264V25H254V24H251L250 22H247ZM144 40H145V42L150 41V40H148L147 37H145ZM249 47L250 46L245 48L247 51L246 53L250 52ZM203 52L211 55V54L215 53V50H213L212 48H209V47H204ZM20 56L22 58L25 57V55L22 53L20 54ZM78 56H79V58H81L82 54L79 53ZM27 83H28V80L25 78L23 86H26ZM228 90H231V89L227 87L226 91H228ZM240 91L241 90L237 89L233 92L239 93ZM97 92L98 91H96V93ZM247 93L249 94V96H251V94L253 96V94H254L253 91L252 92L248 91ZM123 95H124V93L120 90L116 94L117 97H121ZM76 99L86 109H89L91 107L92 100L90 102H88L79 94L76 96ZM180 99H182L186 104L190 105L189 108H191L192 110L195 108V106H197V104L193 101L191 94H188L186 96H182V97H180ZM134 103H136V105H137L136 100ZM106 104H107V102H106ZM74 115L81 122H85V118L81 115L80 112H75ZM99 117H101V115H99ZM193 117H194V114L192 112H189L187 117L183 121V126L189 128L190 122L193 119ZM216 117H220V114L216 113ZM217 125L219 127V124H217ZM108 130H109V126H105V127L99 128V130L97 132L103 134V133H106ZM210 131L213 132L212 129H210ZM26 133L29 137L30 143L27 145V152L24 156H21L17 152V150H15V149H12V154H9L5 150H0V166L3 168H8V169H16L15 172L9 177V179L6 180L1 185H4V190L8 191L9 193H11V192L14 193L16 185H20L21 187H25L27 189L38 188L40 191V194H43V195L50 194L53 191L57 190L58 187L65 184V180L61 179L60 181H56L52 178H47V175H44L35 166V152H36V145L38 142V137L34 136L30 131H26ZM213 134H214V132H213ZM241 134L245 137V135L243 133H241ZM215 135L216 134H214V136ZM222 139L224 141V146L226 148L227 144H228L227 140L224 137H222ZM247 141L248 142H254L255 138L251 137V138H248L245 140L244 139L240 140L239 148H244ZM255 149H259V145L258 146L255 145ZM241 158L243 161H246L248 159V156L247 155H246V157L241 156ZM248 169H249V176L248 177H250L251 175H253V173H255V170L252 167H250ZM229 214L232 216V213H229ZM179 221L183 224L182 225L183 227L187 226L185 219H184V215L182 213L179 216ZM251 231H253V228H250V232ZM89 245L91 247H93L95 250H98L101 252L105 251L103 246H101V244L96 243L94 241H90Z\"/></svg>","mask_w":264,"mask_h":264},{"label":"built area","instance_id":"built-area-1","mask_svg":"<svg viewBox=\"0 0 264 264\" xmlns=\"http://www.w3.org/2000/svg\"><path fill=\"white\" fill-rule=\"evenodd\" d=\"M112 2V12L109 15L110 19L106 22L108 30L116 34H124L127 37L126 44L132 48H138L140 45H145L144 38L147 37L152 43H160L165 38L167 33V25L170 24L174 27L178 26L177 18L167 20L165 16L166 0H108ZM109 3V2H108ZM116 14L117 18L113 19V15ZM166 19V20H165ZM133 44H130L132 43ZM155 46V45H154ZM132 53V52H128ZM122 51H120V56ZM119 60V59H118ZM105 113L107 120L109 121V113L106 109L102 110ZM114 111V110H113ZM20 120L24 118L19 117ZM99 115H95L91 119H88L91 128H94L96 124H99ZM49 212L53 210L50 205H46ZM47 213L39 214V220L43 215H49ZM6 228L7 225L5 224ZM216 244V243H215Z\"/></svg>","mask_w":264,"mask_h":264}]
</instances>
